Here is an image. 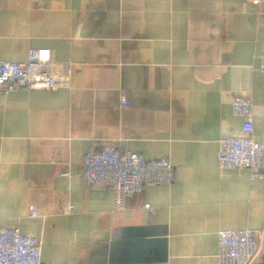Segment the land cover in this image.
<instances>
[{
	"label": "crops",
	"instance_id": "1",
	"mask_svg": "<svg viewBox=\"0 0 264 264\" xmlns=\"http://www.w3.org/2000/svg\"><path fill=\"white\" fill-rule=\"evenodd\" d=\"M32 48L55 72L69 63L71 86L0 93V227L40 239L41 264H110L112 241L124 259L142 236L166 261L128 264H218L219 231L264 233V177L217 163L241 129L234 97L251 99L264 143V0H0V61ZM109 143L168 158L174 182L113 211L109 189L82 182L84 154Z\"/></svg>",
	"mask_w": 264,
	"mask_h": 264
},
{
	"label": "built area",
	"instance_id": "2",
	"mask_svg": "<svg viewBox=\"0 0 264 264\" xmlns=\"http://www.w3.org/2000/svg\"><path fill=\"white\" fill-rule=\"evenodd\" d=\"M51 51L29 49L23 61H0V93L18 91H58L70 89L67 73L55 72ZM258 71L264 75V53L259 56ZM119 106L128 109L131 102L121 96ZM232 113L241 119V129L235 135L218 141L217 163L221 170H248L252 179L264 177V143L253 137V107L248 96L232 99ZM82 182L86 187L98 186L112 192V210L122 211L128 196L141 193L147 186L171 185L174 165L168 158L146 160L139 153L120 151L114 144L100 150L87 151L82 158ZM67 173L61 176H67ZM145 208L152 213L148 205ZM38 216L29 207V217ZM218 264H257L264 252V233L249 229L223 230L217 235ZM42 241L23 235L18 228L0 227V264H41Z\"/></svg>",
	"mask_w": 264,
	"mask_h": 264
},
{
	"label": "water",
	"instance_id": "3",
	"mask_svg": "<svg viewBox=\"0 0 264 264\" xmlns=\"http://www.w3.org/2000/svg\"><path fill=\"white\" fill-rule=\"evenodd\" d=\"M122 239V238H120ZM132 243H135L138 246H141V249L133 250L130 254V257L119 259L114 258L113 252L114 248L119 245V240H114L110 244L109 254H108V262L110 264H128V263H149L156 261L158 263H162L166 261V246L161 239H155L154 237H146L142 236L140 239L132 240ZM148 247V249L145 248ZM144 254L148 255V258L143 256ZM257 264H264V252L262 254L261 260Z\"/></svg>",
	"mask_w": 264,
	"mask_h": 264
}]
</instances>
